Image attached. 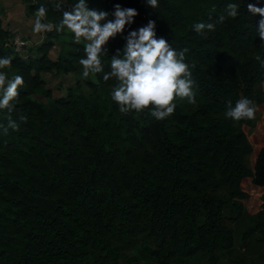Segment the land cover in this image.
Listing matches in <instances>:
<instances>
[{"label": "trees", "instance_id": "16d2710c", "mask_svg": "<svg viewBox=\"0 0 264 264\" xmlns=\"http://www.w3.org/2000/svg\"><path fill=\"white\" fill-rule=\"evenodd\" d=\"M75 2L63 0L62 7L71 10ZM86 2L108 12V20L116 4L138 12L104 46L106 72L129 31L152 20L157 38L188 49L196 104L181 102L163 121L147 112L122 115L110 95L115 81L104 82L102 74L82 78L87 91L77 80L56 98L42 75H82L83 44L53 31L21 55L0 16V58L13 57V70L24 78L17 107L28 116L20 131L0 135V264H140L119 251L127 245H139L157 264H182L201 252L213 257L215 249L232 245L221 225L225 195L214 193L224 187L239 198L248 178L264 190V142L250 170L244 163L249 121L224 115L229 101L264 103V90L256 89L264 83L260 17L246 8L264 7V0H158L157 8L147 0ZM229 2L240 3L241 15L220 23ZM25 3L30 15L41 4L53 15L49 0ZM196 22H216V30L197 34ZM62 36L68 48L53 59L50 51ZM0 123H7L2 112Z\"/></svg>", "mask_w": 264, "mask_h": 264}, {"label": "clouds", "instance_id": "9594fccd", "mask_svg": "<svg viewBox=\"0 0 264 264\" xmlns=\"http://www.w3.org/2000/svg\"><path fill=\"white\" fill-rule=\"evenodd\" d=\"M147 3L158 7V0H147ZM49 4L53 12L51 18L49 7L44 4L34 12L33 34L69 33L73 43L83 44L84 56L78 61L82 78L102 74L104 82L114 80L110 95L122 115L147 112L157 121H163L175 113L181 102L196 104V81L192 74L195 65L186 63L188 49H174L164 38H157L154 21L149 20L145 26L129 31L123 49L109 58L110 70L106 72L104 57L109 55L104 46L134 23L138 15L136 9L116 4L112 13L114 19L108 20V12L91 9L86 0H76L68 11L62 7L63 0H49ZM240 8L238 2L227 3L218 22L235 20L241 15ZM246 8L253 17H260L256 35L264 41V7L247 3ZM57 12L61 15L55 16ZM102 21L107 22L102 24ZM193 29L197 34L214 32L216 22H196ZM256 59L259 61L260 57ZM12 60L11 56L0 58V112L7 121L0 123L2 136L10 135L9 130L20 131L21 123L28 122V116L17 107L21 104L19 90L24 87V78L13 70ZM256 111L252 100L240 98L234 105L228 102L224 115L236 122L251 121Z\"/></svg>", "mask_w": 264, "mask_h": 264}, {"label": "rangeland", "instance_id": "374dc122", "mask_svg": "<svg viewBox=\"0 0 264 264\" xmlns=\"http://www.w3.org/2000/svg\"><path fill=\"white\" fill-rule=\"evenodd\" d=\"M0 16L4 19L3 26L9 28L14 36L19 35L30 40L31 50L41 44L46 37L45 33L33 34L34 16L27 13L25 0H0ZM61 38L55 41L56 45L50 51L51 58L56 59L63 48L67 50L68 38L66 36ZM42 76L56 98L66 95L67 88L75 87L77 80L81 81L83 90H88L82 75L45 73ZM89 77L95 80V76ZM260 87L264 90V83L258 85L256 89ZM254 104L257 109L255 119L249 121L248 127H244L247 145L250 146V155L246 157L244 163L250 170L253 168L258 147L264 142V103ZM242 191L245 194L241 197L231 198L226 194V188L222 187L213 195L218 197L225 195L220 202L221 225L224 233L232 237L231 247L215 249L213 257L201 252L182 264H264V190L255 187L248 178L242 183ZM205 212L203 209V215ZM196 222L198 226H202L204 216H199ZM119 251L127 257L138 258L140 264H157L155 260L142 253L139 245H127Z\"/></svg>", "mask_w": 264, "mask_h": 264}, {"label": "built area", "instance_id": "2783aa9c", "mask_svg": "<svg viewBox=\"0 0 264 264\" xmlns=\"http://www.w3.org/2000/svg\"><path fill=\"white\" fill-rule=\"evenodd\" d=\"M11 44L17 53L25 55L26 51L30 47L31 42L29 39L18 35L13 37Z\"/></svg>", "mask_w": 264, "mask_h": 264}, {"label": "crops", "instance_id": "0c3cea01", "mask_svg": "<svg viewBox=\"0 0 264 264\" xmlns=\"http://www.w3.org/2000/svg\"><path fill=\"white\" fill-rule=\"evenodd\" d=\"M2 19H3V16H2ZM4 20V19H3ZM8 21H9V19H8ZM8 21H6L5 23L7 24V25H9L10 26V24H9V22ZM11 28V27H10ZM54 59V58H53Z\"/></svg>", "mask_w": 264, "mask_h": 264}]
</instances>
